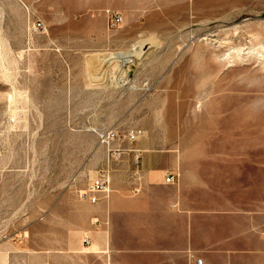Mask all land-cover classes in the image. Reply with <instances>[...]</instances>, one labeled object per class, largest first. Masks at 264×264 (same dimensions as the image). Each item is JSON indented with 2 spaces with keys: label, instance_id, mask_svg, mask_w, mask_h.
Instances as JSON below:
<instances>
[{
  "label": "rangeland",
  "instance_id": "obj_1",
  "mask_svg": "<svg viewBox=\"0 0 264 264\" xmlns=\"http://www.w3.org/2000/svg\"><path fill=\"white\" fill-rule=\"evenodd\" d=\"M0 39V264H112L80 190L107 170L140 194L180 154L230 163L234 198L256 183L229 214L261 241L233 262L264 264V0H0Z\"/></svg>",
  "mask_w": 264,
  "mask_h": 264
},
{
  "label": "crops",
  "instance_id": "obj_2",
  "mask_svg": "<svg viewBox=\"0 0 264 264\" xmlns=\"http://www.w3.org/2000/svg\"><path fill=\"white\" fill-rule=\"evenodd\" d=\"M175 159L181 174L166 172L175 174L171 185L166 175L164 182H146L145 173L142 193L133 196L111 187L94 203L102 230L91 233L100 247L109 248L112 264H199V258L203 264H235L234 259L249 257L261 241L251 228L262 221L232 219L229 212L239 201L257 212L256 183L234 198L230 163L214 159L204 170L198 162L186 165L183 154Z\"/></svg>",
  "mask_w": 264,
  "mask_h": 264
},
{
  "label": "built area",
  "instance_id": "obj_3",
  "mask_svg": "<svg viewBox=\"0 0 264 264\" xmlns=\"http://www.w3.org/2000/svg\"><path fill=\"white\" fill-rule=\"evenodd\" d=\"M112 22L117 23L120 21L119 16H113L112 15ZM42 23L36 24V28L39 29L41 27ZM143 131L138 129L131 131L128 134V139L131 141H134L137 139V137L142 134ZM116 135L115 130H108V131H103L100 136L105 139L108 137H113ZM166 183L172 184L175 182V174L174 173H168L165 177ZM111 190V176L107 172V170H102L98 172V174L92 178L87 185L85 186L84 189L80 190V197L92 204L97 203L100 201V199L103 197V195H106L110 192ZM135 192L140 191V187H135L134 188Z\"/></svg>",
  "mask_w": 264,
  "mask_h": 264
},
{
  "label": "bare ground",
  "instance_id": "obj_4",
  "mask_svg": "<svg viewBox=\"0 0 264 264\" xmlns=\"http://www.w3.org/2000/svg\"><path fill=\"white\" fill-rule=\"evenodd\" d=\"M0 44H2L1 39H0ZM136 49H137V46L134 45L132 52L108 53V59L107 60H109V59L117 60L121 63L122 67L124 66V67L128 68V66H127L128 64H130V66H131L136 61V59H134V57L136 56V53H135L136 51H134V50H136Z\"/></svg>",
  "mask_w": 264,
  "mask_h": 264
}]
</instances>
